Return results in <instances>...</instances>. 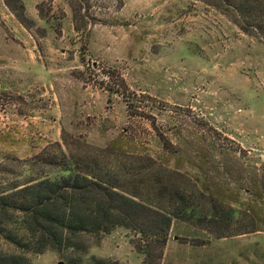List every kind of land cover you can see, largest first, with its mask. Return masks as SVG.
Segmentation results:
<instances>
[{
  "label": "rangeland",
  "instance_id": "374dc122",
  "mask_svg": "<svg viewBox=\"0 0 264 264\" xmlns=\"http://www.w3.org/2000/svg\"><path fill=\"white\" fill-rule=\"evenodd\" d=\"M20 1L26 24L0 0L2 183L24 179L21 162L64 130L108 143L118 161L145 155L191 191L249 201L243 187L255 190L264 164L262 41L203 0ZM252 204L259 230L230 236L172 217L159 264H264V210ZM130 237L115 226L76 236L81 254H26L142 264Z\"/></svg>",
  "mask_w": 264,
  "mask_h": 264
},
{
  "label": "trees",
  "instance_id": "16d2710c",
  "mask_svg": "<svg viewBox=\"0 0 264 264\" xmlns=\"http://www.w3.org/2000/svg\"><path fill=\"white\" fill-rule=\"evenodd\" d=\"M203 1L226 15L241 32L264 43V0ZM4 3L26 24L20 0ZM157 135L165 142L163 135ZM167 144V148L172 146ZM110 148L108 143L92 145L71 138L62 130L60 141L45 144L33 159L21 162L24 179L0 181V239L12 247H0V264H33L26 253L46 248L81 254L85 247L78 250L76 236L103 234L115 226L129 230L142 264H159L172 217L216 237L259 230L252 203L264 210V164L257 182L252 181L255 190L243 187L249 201L236 207L198 188L194 192L179 185L173 170L155 165L145 155L118 161ZM93 264L123 263L94 259Z\"/></svg>",
  "mask_w": 264,
  "mask_h": 264
}]
</instances>
